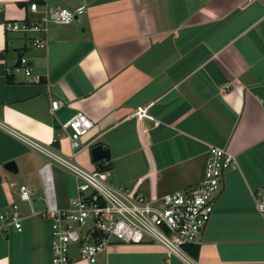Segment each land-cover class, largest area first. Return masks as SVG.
Masks as SVG:
<instances>
[{"label": "crops", "instance_id": "0c3cea01", "mask_svg": "<svg viewBox=\"0 0 264 264\" xmlns=\"http://www.w3.org/2000/svg\"><path fill=\"white\" fill-rule=\"evenodd\" d=\"M35 1L85 13L52 26L48 48L36 49L32 34L4 28L38 20ZM0 10V211L17 204L23 218L21 232L0 230V264H53L52 222L36 194L21 198L23 186L35 192L44 159L9 130L69 155L63 126L78 113L94 127L77 161L97 168L91 148L102 145L111 183L142 182L147 196L197 185L211 146L233 154L237 167L225 174L194 260L264 264V221L253 201L264 185V0H0ZM19 58L41 83L16 71ZM56 100L65 106L53 111ZM146 106L153 120L132 117ZM9 162L18 174L4 168ZM65 174L73 182L61 207L77 196ZM76 254L71 264H88ZM96 264L194 263L143 243L113 244Z\"/></svg>", "mask_w": 264, "mask_h": 264}, {"label": "built area", "instance_id": "2783aa9c", "mask_svg": "<svg viewBox=\"0 0 264 264\" xmlns=\"http://www.w3.org/2000/svg\"><path fill=\"white\" fill-rule=\"evenodd\" d=\"M32 14L36 21H6L7 32L30 35L31 46L46 49L52 26H69L85 13V7L70 10L62 6H49L32 2ZM2 11V10H0ZM16 71H24L41 83L42 76H34L26 58H19ZM65 103L53 101V111ZM150 106L136 110L132 117L138 121L153 120ZM94 127L93 121L83 113L75 115L63 129L67 132L71 154L46 145L25 135L9 130L30 152L46 162L39 170L43 195L39 198L46 206L41 215L52 222L53 264H71L73 248L79 262L96 264L98 258L113 244L153 243L167 249L175 256H188L185 248L199 245L202 235L215 213L225 174L237 167V161L229 151L211 146L207 153L202 180L186 190L174 191L162 196H147L141 189L142 182L133 186L113 185L109 170L89 169L77 161L83 148V139ZM54 168H58L75 180L77 196L61 207L56 190ZM36 192L21 187V198L30 201ZM255 208L264 221V185L253 194ZM22 215L17 204L0 211V230L10 228L22 231Z\"/></svg>", "mask_w": 264, "mask_h": 264}, {"label": "rangeland", "instance_id": "374dc122", "mask_svg": "<svg viewBox=\"0 0 264 264\" xmlns=\"http://www.w3.org/2000/svg\"><path fill=\"white\" fill-rule=\"evenodd\" d=\"M46 162H44L45 164ZM43 164V165H44ZM54 174H55V180H56V190L58 195V200L60 204H62L63 198H67L70 196V182H73V180L67 176L62 170H59L58 168H54ZM36 196L34 197V202L37 203L38 209H45V204L42 200H39L38 198L43 195L42 186L39 181V177L37 174V179L34 180V186Z\"/></svg>", "mask_w": 264, "mask_h": 264}, {"label": "water", "instance_id": "95a60500", "mask_svg": "<svg viewBox=\"0 0 264 264\" xmlns=\"http://www.w3.org/2000/svg\"><path fill=\"white\" fill-rule=\"evenodd\" d=\"M91 157L94 164L97 165V169L100 171L108 170L109 163L111 161L110 150L105 149L102 145H95L91 148ZM108 163V164H104ZM4 168L14 174H18V166L16 162L7 163Z\"/></svg>", "mask_w": 264, "mask_h": 264}, {"label": "trees", "instance_id": "16d2710c", "mask_svg": "<svg viewBox=\"0 0 264 264\" xmlns=\"http://www.w3.org/2000/svg\"><path fill=\"white\" fill-rule=\"evenodd\" d=\"M39 4H41V2L38 1ZM10 83V81H9ZM109 171L112 170V164L109 163ZM186 250L188 251L189 255L193 258V259H198L199 253H200V246L198 245H189L186 246Z\"/></svg>", "mask_w": 264, "mask_h": 264}]
</instances>
